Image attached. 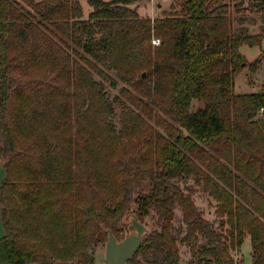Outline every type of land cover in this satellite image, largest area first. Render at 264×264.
Returning <instances> with one entry per match:
<instances>
[{
    "label": "trees",
    "instance_id": "obj_1",
    "mask_svg": "<svg viewBox=\"0 0 264 264\" xmlns=\"http://www.w3.org/2000/svg\"><path fill=\"white\" fill-rule=\"evenodd\" d=\"M137 1L88 0L84 18L79 0H0V264H97L104 228L116 236L132 203L158 228L127 264H179L175 206L194 264H234L245 233L251 264H264V75L258 91L233 89L261 65L240 47L261 45L264 14L254 33L241 1L175 0L153 19ZM257 1L250 10L264 11ZM93 73L124 86L110 99ZM54 95L81 98L74 120L57 116ZM189 179L216 201L224 230L181 186Z\"/></svg>",
    "mask_w": 264,
    "mask_h": 264
},
{
    "label": "rangeland",
    "instance_id": "obj_2",
    "mask_svg": "<svg viewBox=\"0 0 264 264\" xmlns=\"http://www.w3.org/2000/svg\"><path fill=\"white\" fill-rule=\"evenodd\" d=\"M241 1L242 7L248 8L246 11H243L246 16L249 18V27L251 32H259L260 27L263 25L262 16L264 14V11L261 10H250V7L248 6L249 0H231V6L235 3ZM254 2H258L257 0H253ZM82 10H83V17L86 18L88 13L92 10V7L88 3V0H79ZM175 0H141L132 3L130 6L135 8L138 12V14L141 17H150L155 18L157 16H160L163 12V10H170V5L174 3ZM157 37V36H153ZM159 38V37H158ZM152 44V43H151ZM153 45V44H152ZM157 46V45H154ZM78 49V48H77ZM261 49H264V38L260 46H248V45H242L240 47V51L245 55L247 64L252 62L255 58L259 57L261 58V65L258 67L257 70L251 71L248 66L244 67L234 78V92L236 93H248V92H255L258 91L262 85L263 82V75H264V53L261 52ZM70 54L72 55V58L79 60L81 63L82 61L75 56L71 50ZM112 75L113 72L111 71ZM143 75L145 72L142 73ZM93 76L98 81H103L101 77H99L96 73H93ZM102 89L106 91L107 95L110 99L113 98L114 95H117L119 93V88L121 86H124L122 82H118L117 86L114 88L110 86L108 81H103ZM69 103H66L68 102ZM80 102L81 104V98H69V99H63L60 95H54L53 102L57 104V106H61V111L57 112L59 113L57 116H64L68 113H70L69 116L72 117L74 120V102ZM65 104H68V106ZM202 105V102H199L197 100H193L191 103V109L195 110L198 106ZM56 106V107H57ZM114 109L116 113H119L121 111V106L119 103H114ZM260 113V112H259ZM66 117V116H64ZM65 119V118H62ZM52 123V122H51ZM51 123H46V125H43L41 128H44L47 130L49 129V132L53 134L52 127L53 125ZM115 123L117 126H119V121L117 117L115 118ZM63 124V123H62ZM62 124L60 126H62ZM73 131L76 129V124L72 123ZM22 134H27L26 132L22 131ZM29 137L22 136L20 137V140L24 143H31L32 144V138L31 134L28 133ZM36 141V140H35ZM54 142V141H53ZM181 186H190L194 188V193L192 195V198L197 205V207L202 211L204 218L208 219L210 222L213 223L214 228L216 230H224L226 227H228L227 224H224L223 228L219 227L218 224L220 220H225V217H220L216 214V201L206 192L202 191L200 187L196 186L194 184V181L189 179L187 181H181ZM175 217L172 222V231L177 236V245L179 249V264H194V259L191 255L189 244L185 241L181 240V238L185 234V225L182 222V214L181 210L178 206H175L174 208ZM128 217L126 216V219ZM139 220L145 225L146 232L151 231L152 229L158 228L157 222L155 221V215L154 212H151V214L139 218ZM118 227H122V230L117 232V240H120L127 229V225L121 222L118 224ZM221 228V229H220ZM246 235H249L248 233H245L244 238ZM250 236V235H249ZM243 238V242L240 246H235L230 248V253L234 258V264H250L251 259V243L250 238L246 237ZM202 241V240H201ZM104 251H105V242L98 243L93 248V256L94 261L97 264H108L104 257ZM26 264H35V263H26Z\"/></svg>",
    "mask_w": 264,
    "mask_h": 264
},
{
    "label": "water",
    "instance_id": "obj_3",
    "mask_svg": "<svg viewBox=\"0 0 264 264\" xmlns=\"http://www.w3.org/2000/svg\"><path fill=\"white\" fill-rule=\"evenodd\" d=\"M4 149L5 145L2 144V151L0 152V240L5 236L1 203L2 184L7 177V171L5 168L7 160L4 156ZM136 210L137 205L132 203L130 209H128L122 217V222L127 225V229L120 240H117L116 236L110 229L104 228V231L107 233L104 257L108 264H127L128 260L132 258L140 247L142 237L144 233H146V227L139 220ZM126 216L128 217L127 219Z\"/></svg>",
    "mask_w": 264,
    "mask_h": 264
},
{
    "label": "built area",
    "instance_id": "obj_4",
    "mask_svg": "<svg viewBox=\"0 0 264 264\" xmlns=\"http://www.w3.org/2000/svg\"><path fill=\"white\" fill-rule=\"evenodd\" d=\"M151 43L153 45H159L160 44V39L158 37H152Z\"/></svg>",
    "mask_w": 264,
    "mask_h": 264
},
{
    "label": "crops",
    "instance_id": "obj_5",
    "mask_svg": "<svg viewBox=\"0 0 264 264\" xmlns=\"http://www.w3.org/2000/svg\"><path fill=\"white\" fill-rule=\"evenodd\" d=\"M246 237H249V238H250V236H249V235H246ZM246 237H245V238H246ZM245 238H244V239H245ZM251 250H252V248H251ZM250 264H251V259H250Z\"/></svg>",
    "mask_w": 264,
    "mask_h": 264
}]
</instances>
